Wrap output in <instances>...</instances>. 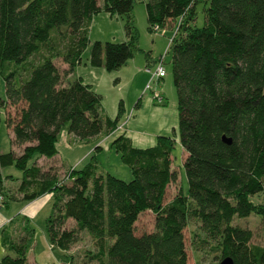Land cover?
Wrapping results in <instances>:
<instances>
[{
    "label": "trees",
    "instance_id": "1",
    "mask_svg": "<svg viewBox=\"0 0 264 264\" xmlns=\"http://www.w3.org/2000/svg\"><path fill=\"white\" fill-rule=\"evenodd\" d=\"M134 1L0 0V113L10 145L20 148L0 152V167L21 174L13 189L4 188L0 175V206L15 196L29 202L50 194L48 241L68 253L85 232L93 251L81 264H186L183 229L191 221L197 224L191 239L196 251L207 248L232 264H264V243L252 244L251 230L233 223L249 215L264 222V201H252L264 195V0H142L148 28L168 21L176 27L166 53L185 194L163 202L175 179L170 135H157L145 148L132 147L122 133L111 139L108 149L129 170V181L101 172L94 162L61 177L62 164H34L35 157L56 155L61 128L78 139L116 128V117L102 113L98 92L66 77L81 63L90 18L99 11L123 19L125 38L91 43L88 65L113 71L132 56ZM197 3L204 4L202 27L194 25ZM43 46L55 52L35 62L31 57ZM145 210L154 214L153 231L135 235ZM69 221L73 226L64 228ZM15 222L21 226L13 227L15 240L3 236L7 253L0 264H27L32 229L27 219ZM69 263L70 255L63 264Z\"/></svg>",
    "mask_w": 264,
    "mask_h": 264
},
{
    "label": "rangeland",
    "instance_id": "2",
    "mask_svg": "<svg viewBox=\"0 0 264 264\" xmlns=\"http://www.w3.org/2000/svg\"><path fill=\"white\" fill-rule=\"evenodd\" d=\"M203 9L204 4H195L194 25L196 27H202L204 24ZM131 15L136 31V42L135 46L132 48V56L118 69L104 71V73L100 75H93L92 71H89L91 70L89 65L84 67L83 63H85L91 43L94 41L121 42L124 39L123 19L99 11L94 13L90 18L87 32L88 44L81 54L80 65H76L74 71L71 72L74 77L71 76L68 80L71 81L78 75L82 78V83L84 84L94 81L92 82L94 83L92 87L100 96L102 113L108 117H116L117 120L124 121L130 118L133 115L132 110L137 108L138 113L140 111L144 113L142 119L139 121V127L142 128L144 126L143 128H147L148 131L152 130L154 123L156 124L160 121V118L162 119V126L165 130V134L162 135H170L173 138L170 159L171 166L175 172V179L168 184L165 190L163 202H166L178 193L185 194L187 188L182 167V160L184 158L183 150L179 145L177 137L176 93L172 84L169 51L166 53L164 63L162 64L164 75L158 81L150 82L148 90L145 89V86L148 83L150 73L153 72L155 68L157 59L164 53L168 46L169 40L174 33V25L171 27L165 25L156 30L148 28L142 0L134 1ZM46 46H43L40 52L32 56L31 59L36 62L39 60L40 56L53 54L55 52L53 48L48 52L49 50ZM54 63L60 71L63 70V64L58 55H55ZM147 68L150 73L146 71ZM152 91L158 92L162 98L155 102L152 101ZM3 95V81L0 77V97H3ZM147 99L151 103L160 104L163 107L162 111L158 114L150 113L148 111L150 107L145 105ZM15 111L16 109L14 107H9L7 112L13 115ZM3 112L4 110L0 113V152L9 149L8 132L4 124ZM127 132L129 133L130 131ZM135 133L136 132L132 131L129 133L132 136L133 146L150 145V142L154 140V137H152V139L146 141L147 144H145V142H139L135 137ZM101 136L102 135L98 136L96 139L99 140ZM96 139L91 137L78 139L73 135L68 138L64 128H61L57 137V150L58 157L63 163V168L59 171V176L61 177L64 175L70 168L80 169L86 163L94 162L97 169L101 172H108L118 179L129 181L131 179L130 172L120 161L117 153L112 150L103 149L104 147H102L101 150H95L96 152L93 151V147L97 145L95 144L97 141ZM13 149L18 150L20 148L16 146ZM9 170L4 173H13L19 176V171L14 169V167H10ZM252 201L255 203H262L264 201L263 193L254 195ZM50 212L51 199H48L29 217L30 220L28 221V225L32 229V240L26 255L31 259L34 257V261L38 264L67 263L68 255H70L69 264H81L83 261H86V255L89 254L88 252L93 251V248L91 239L85 232H80L79 240L70 246L68 253L49 243L45 232V219ZM17 219L18 218L15 220ZM153 222L154 214L152 212L149 210L141 212L134 223V234L139 235L140 233L152 232ZM233 223L251 230L252 236L250 242L252 244L262 245L264 243V222L259 216L249 215L245 218L234 217ZM17 225L18 223L15 222V224L10 226L9 231L4 233L6 241H11V239L15 240L16 235L13 233V229L17 227ZM18 226L21 225L19 224ZM71 226H73V224L69 221L64 225V228L69 229ZM196 226L197 224L191 221L183 229L186 264H218L219 259L217 258V253L211 252L207 248L201 251L195 250L191 243V239H193V232Z\"/></svg>",
    "mask_w": 264,
    "mask_h": 264
},
{
    "label": "crops",
    "instance_id": "3",
    "mask_svg": "<svg viewBox=\"0 0 264 264\" xmlns=\"http://www.w3.org/2000/svg\"><path fill=\"white\" fill-rule=\"evenodd\" d=\"M166 25L168 27H171L172 22L168 21L166 23ZM87 57H88V55H87ZM87 57L85 59V63H83L84 67L86 65H88ZM90 68H91V70H89V71H92L93 75H96V74L100 75L101 73H104V71H105L103 68H100V67H98V68L90 67ZM74 69H75V67L73 68L72 72L74 71ZM71 76L74 77L73 74L70 73L66 78H69ZM76 77H78L82 82V78L80 76L77 75ZM92 82H94V81H91L90 83L87 82L85 84H88L93 89L92 86L94 83H92ZM145 105L150 107V109H148V111L150 113L158 114L163 109V107L160 104L154 103V102L151 103L148 99H147V101H145ZM132 114H131L132 116L130 118L124 120L125 122L118 120L116 123V128L113 131H111L110 133H99L98 135L91 137V138L96 139L98 136L102 135L99 138V140L96 139L97 141L95 142V144H97V145H95L93 147V151L101 150L102 147H104L103 149L110 150V149H108L110 141L114 137V135L118 134V133H122L124 136H126L129 139L131 146H133L132 136L129 134L131 131L136 132L135 137H136L137 141L145 142V144H147L146 141H149L150 139H152V137H154V140L153 141L151 140L152 142H150V145L149 144H147L145 146L134 145L133 147L136 146V148H145V147L152 146L155 144L157 135L165 134V130H164V127L162 126L163 123L161 121L162 120L161 118H160V121H158V123H156V124L154 123V125L152 126V130L148 131L147 128L146 129L143 128L144 126L142 128L139 127V121L142 119L144 113H142V111H140L138 113V109L135 108L132 110ZM127 131H130V132L128 133ZM65 132H66V130H65ZM67 135H68V138H70V136H72L69 133H67ZM7 136L9 138L10 135H8V133H7ZM8 144H9V148L13 149V146L10 145L9 140H8ZM55 145H56V150H57V141H56ZM183 156H184V152H183ZM34 164L36 166L46 168L49 165H57L58 166V165H61L63 163L61 162V159L58 157V150H57L56 155L52 158H49V159L44 158L42 156L35 157L34 158ZM9 169H10V167H8V168H1L0 167V175H1V179H2L1 181H2V184H3L5 189L15 188L16 184L18 183V181L20 179V175H21L20 172H19V176L14 175L13 173H4L5 171H7ZM7 175L8 176L10 175V177H5ZM50 197H51L50 194H44V195H42V196H40V197H38L32 201L23 202V201L19 200L18 196H15L14 199L8 200V201L4 200L1 203V206H0V256L7 253V250H6L4 243H3V236H4V233L6 231H9V228L13 224L15 219L16 218H24V219H27V222H28L30 220L29 217L32 216L40 208V206L43 203H45L48 199L50 200L51 199ZM33 258L31 259L26 255L27 264H29V263L30 264H38L37 262L34 261Z\"/></svg>",
    "mask_w": 264,
    "mask_h": 264
},
{
    "label": "built area",
    "instance_id": "4",
    "mask_svg": "<svg viewBox=\"0 0 264 264\" xmlns=\"http://www.w3.org/2000/svg\"><path fill=\"white\" fill-rule=\"evenodd\" d=\"M158 29L157 27L154 28V30ZM176 29V27H175ZM174 29V31H175ZM171 41V38L169 40V43ZM169 43H168V46L167 48L169 47ZM167 48L166 50L164 51V53L157 59V63L155 65V68L153 70V72L150 73L149 69L147 68L146 71H148L150 73V77H149V80H148V83L146 84L145 86V89L148 90L149 87H150V82H153V81H158L163 75H164V68H163V60H164V57H165V53L167 51ZM153 94L151 96V99L153 100H160L161 99V96L158 92H154L152 91ZM63 264V263H62Z\"/></svg>",
    "mask_w": 264,
    "mask_h": 264
},
{
    "label": "water",
    "instance_id": "5",
    "mask_svg": "<svg viewBox=\"0 0 264 264\" xmlns=\"http://www.w3.org/2000/svg\"><path fill=\"white\" fill-rule=\"evenodd\" d=\"M223 140L229 142V138L223 137ZM218 264H232V261L229 257H224L218 262Z\"/></svg>",
    "mask_w": 264,
    "mask_h": 264
}]
</instances>
